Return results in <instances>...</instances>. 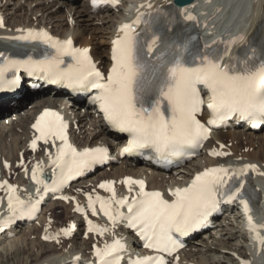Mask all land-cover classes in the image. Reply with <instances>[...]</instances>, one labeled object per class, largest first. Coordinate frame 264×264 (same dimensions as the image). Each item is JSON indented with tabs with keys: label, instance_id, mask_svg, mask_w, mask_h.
Returning <instances> with one entry per match:
<instances>
[{
	"label": "snow or ice",
	"instance_id": "6c2138e0",
	"mask_svg": "<svg viewBox=\"0 0 264 264\" xmlns=\"http://www.w3.org/2000/svg\"><path fill=\"white\" fill-rule=\"evenodd\" d=\"M102 2L115 8L120 0ZM92 3L93 7L97 6V0H92ZM140 7L151 8L152 5ZM188 19L194 20L195 17ZM159 25V15L140 11L132 22L122 24L118 37L113 41L112 65L107 75L93 63L88 49L74 47L70 39H54L46 31L29 30L13 39L42 44L53 51H45L41 58L28 55L25 59H13L0 52V92L19 86L17 74L21 71L75 91L95 90L91 102L98 105L107 124L130 137L124 148L127 154L152 148L162 156L187 155L190 158L195 155L194 150L202 147L211 134L210 127L198 118V114L204 111L201 87L210 94L207 109L211 112V119L207 125H218L232 117L249 121L253 127L264 124V54L256 57L254 49L246 51L225 66L223 59L229 52L228 48L223 53L216 49H200L192 44L194 37L168 41L162 38ZM0 27H3L2 20ZM157 48L161 51L153 60L151 57ZM8 73H12L11 78ZM33 127L39 133L32 141L33 150H36L38 140L45 144L51 141L53 145L60 141L55 155L49 153L52 177L44 178L40 165H36L32 170V180L38 186L35 192L37 199L33 202L30 198L27 203L17 194L16 187L6 181L0 183V189L7 188V210L10 214L7 219L0 220V232L18 218L34 217L45 195L61 192L69 180L107 158V148L78 151L73 147L67 135L68 125L57 112L45 110ZM187 149L193 151L188 152ZM211 154L223 155L220 152ZM249 171L256 172V166L247 165L238 170L206 168L195 175L187 187L170 190L174 197L171 201L159 191H146L143 180L132 178H127L124 183L130 193L133 185H137L138 193L131 200L117 199L114 182L106 181L99 187L110 192L111 199L100 196L93 199L89 195V207L92 215H96L98 203L113 227L124 221L144 241L145 248L171 255L182 247L175 233L185 235L197 230L221 202H238L243 205L249 231L255 233L254 239L264 248L261 228L249 214L250 199L254 195L250 188L245 187ZM57 198L69 200L66 196ZM125 207L127 215L120 211ZM76 211L83 212V209L77 204ZM88 231L103 235L108 229L99 228L89 220ZM69 234L65 229L64 235ZM45 239L50 237L45 236ZM94 251L98 264H121L126 247L115 239L111 244L105 243L103 248L95 247ZM129 264L167 262L162 255H156L137 257Z\"/></svg>",
	"mask_w": 264,
	"mask_h": 264
},
{
	"label": "bare ground",
	"instance_id": "6f19581e",
	"mask_svg": "<svg viewBox=\"0 0 264 264\" xmlns=\"http://www.w3.org/2000/svg\"><path fill=\"white\" fill-rule=\"evenodd\" d=\"M121 1L122 6L117 9L106 8L94 13L88 0L73 3L54 0H0V17L5 20L7 26L5 31H0V52L11 50L13 43L11 37L17 34H15L17 29L42 28L61 38H72L81 48H90L100 67L107 66L111 57L113 40L118 36L120 20L128 16L131 10L139 9L142 4L141 0ZM171 1L173 0H153L151 2L154 7L167 12L161 24H174L175 22L180 24L187 17L175 13L174 9L168 10L172 7ZM242 6L245 13L238 15ZM190 11L200 13L201 22L188 24L175 33L167 35L168 41L180 39L190 30H201L204 37L210 36L211 33L218 31L221 23L227 25L235 18V25L226 30V33L235 28L242 30L243 33L247 31L243 37V43L257 32L264 36V0H194ZM244 17L245 21H237ZM205 24L206 27H204ZM249 25L250 28L247 30ZM27 98L25 100L27 107L24 113L18 115L15 122L9 125L0 122V177L6 178L14 175L17 177L15 183H21L24 187H29L25 173L15 172L21 162L20 156L22 154L26 156V163L20 166V169L26 167L28 172L32 169L34 162L39 163L41 169L46 165L43 162V153L32 155L28 149L31 124L35 114L45 104L69 111L68 102L65 100L55 102L58 98L55 100L47 98L43 104L38 100ZM72 116L77 119L80 129L79 133L72 131L76 144L86 147L106 145L109 142V139L105 137V128L101 119L92 118L91 115L81 114L78 111H74ZM10 119L7 118V120ZM115 144L118 146L120 142ZM208 145L221 152L231 153L221 162L223 165L236 166L249 162L259 165L264 170V132L262 130L258 134L235 130L214 134ZM7 163H11L9 169L5 167ZM211 164L212 162L203 154L202 157L192 161L185 168L176 170L175 173L162 174L145 167H135L127 162H121L102 169L89 179L79 181L76 187L83 188L82 194L73 195L80 198L87 192L88 187L95 189L101 180L112 179L119 183L126 176L146 180L150 189H172L185 185L193 172L207 168ZM258 181L263 197L257 203L256 209L261 216H264V175ZM34 191L35 189H32V192ZM80 201L82 202V199ZM74 207L73 203L65 207L58 202L47 201L41 216L33 225L17 227L13 230L12 238L0 237V258L4 259L8 255H23L26 260L22 264H64L70 256H89L95 238L89 236L83 239L79 235L65 241L60 235L61 229L56 227L55 222L44 216L45 211H53L61 217L65 212V217L68 219L67 227L68 223L76 217L73 214ZM2 210L3 208H0V213ZM262 221L264 228V219ZM105 228L108 229L105 232L107 238L115 235V231L107 225ZM116 234L131 241V237L122 229ZM43 235L57 237L62 247L44 244ZM181 257V264H243L246 261L250 264H264V249L261 251L250 249L244 220L236 209H232L230 213L216 221L214 229L191 242L188 248L181 253Z\"/></svg>",
	"mask_w": 264,
	"mask_h": 264
},
{
	"label": "rangeland",
	"instance_id": "374dc122",
	"mask_svg": "<svg viewBox=\"0 0 264 264\" xmlns=\"http://www.w3.org/2000/svg\"><path fill=\"white\" fill-rule=\"evenodd\" d=\"M65 210H66V208H65ZM61 211H64V210L61 209ZM64 216H65V212H64ZM58 220H57L58 224H63L66 221L65 217H62V218H60ZM25 260H26V258L23 255H18V256L8 255L4 259L3 258H0V264H18V263H21L22 264ZM216 260H218V259H216Z\"/></svg>",
	"mask_w": 264,
	"mask_h": 264
},
{
	"label": "water",
	"instance_id": "95a60500",
	"mask_svg": "<svg viewBox=\"0 0 264 264\" xmlns=\"http://www.w3.org/2000/svg\"><path fill=\"white\" fill-rule=\"evenodd\" d=\"M192 0H177L178 3L180 4H185V3H189L191 2Z\"/></svg>",
	"mask_w": 264,
	"mask_h": 264
}]
</instances>
